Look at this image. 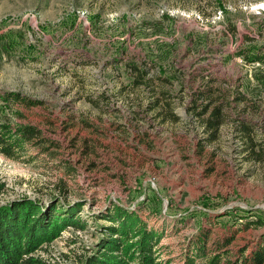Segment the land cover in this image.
Here are the masks:
<instances>
[{
    "label": "rangeland",
    "instance_id": "rangeland-1",
    "mask_svg": "<svg viewBox=\"0 0 264 264\" xmlns=\"http://www.w3.org/2000/svg\"><path fill=\"white\" fill-rule=\"evenodd\" d=\"M261 50L264 0H0V91L42 101H0V121L43 132L18 159L0 152V204L81 202L87 221L34 255L74 263L113 203L162 231L160 264L202 237L231 251L224 264L264 245L245 224L264 221V61L241 54ZM211 102L226 116L213 141L198 113Z\"/></svg>",
    "mask_w": 264,
    "mask_h": 264
},
{
    "label": "trees",
    "instance_id": "trees-1",
    "mask_svg": "<svg viewBox=\"0 0 264 264\" xmlns=\"http://www.w3.org/2000/svg\"><path fill=\"white\" fill-rule=\"evenodd\" d=\"M241 54L249 61H264V51L250 56L245 51ZM135 83H144L145 75L133 61H127ZM247 99L245 95L238 100ZM0 101L7 106L24 105L31 107L42 104L41 100L32 99L19 91H0ZM225 107L222 103L212 108V102L205 105L200 116L208 113L204 119L206 129L212 130L211 140L217 138V132L225 123ZM19 116H24L17 111ZM249 130L248 126L244 127ZM251 152H255L251 132L247 135ZM43 140L42 130L35 124L11 121H0V152L5 156L18 159L31 144ZM3 186V185H1ZM84 203L63 204L52 202L49 206L23 196L0 204V264H43V259L34 254L61 237L64 231L73 228L84 230L87 221L81 216ZM99 218L107 220L94 248L78 254L74 263L66 264H160L158 245L164 234L149 226L137 210H130L113 203ZM247 227L262 226V217L248 219ZM208 237L199 238L194 247L186 253L183 264H224L223 259L231 252L228 249L210 251L207 247ZM229 238L224 246L231 243ZM222 247H219V249ZM227 264H264V245L246 254V248L239 250L235 259L226 258Z\"/></svg>",
    "mask_w": 264,
    "mask_h": 264
}]
</instances>
